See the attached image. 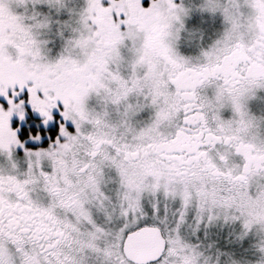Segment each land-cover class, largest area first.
I'll use <instances>...</instances> for the list:
<instances>
[{
    "label": "snow or ice",
    "instance_id": "obj_1",
    "mask_svg": "<svg viewBox=\"0 0 264 264\" xmlns=\"http://www.w3.org/2000/svg\"><path fill=\"white\" fill-rule=\"evenodd\" d=\"M155 3L0 0V143L9 138L0 154V264H192L203 248L218 260L264 259L251 232L239 236L238 222L192 190L198 173L228 163L219 148L232 141L208 127L202 104L204 84L225 79L215 69L227 52L214 64L174 60L175 103L161 106L144 50L126 35L135 30L130 6L139 13ZM193 3L189 39L177 44L185 58L207 52L220 27ZM240 85L232 79L233 91ZM185 137L190 146L177 148ZM69 155L71 173L50 163Z\"/></svg>",
    "mask_w": 264,
    "mask_h": 264
},
{
    "label": "flooded vegetation",
    "instance_id": "obj_2",
    "mask_svg": "<svg viewBox=\"0 0 264 264\" xmlns=\"http://www.w3.org/2000/svg\"><path fill=\"white\" fill-rule=\"evenodd\" d=\"M162 4V0H156L152 11L139 13L130 6L129 12L131 14L129 20L135 25L134 32L143 33L144 46H146L145 53L149 57L147 63L153 65L158 77L157 87L154 86L156 91L152 90L151 93L157 96L161 106L167 104L171 107L175 103V97L169 91L168 73L173 66L174 60H179L181 63L190 62L195 64L197 62L193 54L187 58L181 57L176 47L166 45L167 39L161 26ZM256 16L257 21L255 22V32L252 34V38L246 39L242 37L241 43L226 51L227 55L225 57L234 53L238 56L244 55L242 60L236 64L239 65V68L234 71L236 66H229L228 69L219 71L225 79L219 82L212 80L203 86L202 104L204 119L208 127L216 132L218 137H225L226 142L231 139L232 143L227 148L223 145L219 148L220 153H226L228 156L226 165L217 159L211 171L203 175L198 173L194 179L198 178L212 182L226 194L242 189L253 174L262 173L264 169V141L253 130L254 126L256 128V122L252 119L255 118V115L249 111L248 105L245 103V101L252 100L254 97L249 88L264 82V78H252L249 73L254 67L261 68L264 71V15L257 13ZM221 63L222 60L220 61V66ZM182 76H184V73H179L177 79ZM233 78L241 81L237 91H233L231 88ZM180 86H183V81ZM234 102H238L241 105L243 103V106H246L245 109L249 116L252 117L248 118V124L247 122L244 125L239 123L240 115L234 107ZM148 106L151 107L150 105ZM190 139V137H185L183 141L175 146L177 148L189 147L188 142ZM240 151H243L244 155L239 153ZM217 155L218 153H214L213 157L215 158ZM12 171V169H8V172ZM13 174L15 173L13 172Z\"/></svg>",
    "mask_w": 264,
    "mask_h": 264
},
{
    "label": "rangeland",
    "instance_id": "obj_3",
    "mask_svg": "<svg viewBox=\"0 0 264 264\" xmlns=\"http://www.w3.org/2000/svg\"><path fill=\"white\" fill-rule=\"evenodd\" d=\"M161 17L162 28L166 36V45H172L177 48L178 43H186L189 39L184 29V20L189 11L194 8L193 0H180V6L174 8L172 0H162ZM199 11L208 13L216 17L220 27L216 33L215 41L217 43L210 45L207 52L197 51L193 55L195 61L200 64L213 63L218 58V53L228 51L242 42V37L251 39L255 32L256 14L264 15V0H199ZM126 35L135 38L140 47L144 50V64L149 77L150 91L155 90L158 84V77L154 71L153 65L147 63L149 57L145 53V40L143 33L129 32ZM213 49H217L213 51ZM257 97L252 104V113L255 112V118L249 116L246 106L234 102V107L238 112L239 123L244 125L250 118L256 122V128L253 127L255 134H259L264 141V82L256 84L249 88ZM157 97V96H155ZM253 100V99H252ZM249 100V101H252ZM249 101H245L249 108ZM150 106L151 103H149ZM250 112V113H251ZM249 118V119H248ZM251 123V121H250ZM9 138L4 137L0 143V154H7ZM264 149V148H263ZM50 163L59 168L62 172L72 171V158L68 156L67 160H57L49 158ZM11 169V168H9ZM192 190L195 198L206 202V206L214 209L221 218H228L230 221H236L239 224V236L248 235L249 232L255 237V246L264 257V169L262 173L253 174L248 183L233 193L226 194L212 182L201 179H194ZM237 189V188H235ZM191 252V250H190ZM214 249L203 248L201 252H196L192 256V264H248L242 259H233L230 255H223ZM256 264H264V259L258 260Z\"/></svg>",
    "mask_w": 264,
    "mask_h": 264
},
{
    "label": "water",
    "instance_id": "obj_4",
    "mask_svg": "<svg viewBox=\"0 0 264 264\" xmlns=\"http://www.w3.org/2000/svg\"><path fill=\"white\" fill-rule=\"evenodd\" d=\"M244 55L238 56L236 53L231 54L227 57H224L222 60L221 66L216 69L215 71H222L224 69H228L229 66L234 67L236 66L237 62L242 60V57ZM250 77L252 78H264V71L261 68L254 67L253 69L250 70ZM242 155H244L243 151H240Z\"/></svg>",
    "mask_w": 264,
    "mask_h": 264
}]
</instances>
